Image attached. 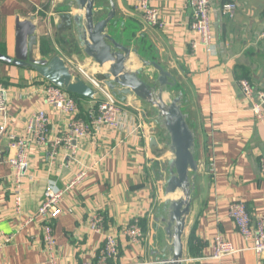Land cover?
Here are the masks:
<instances>
[{"label":"crops","instance_id":"obj_1","mask_svg":"<svg viewBox=\"0 0 264 264\" xmlns=\"http://www.w3.org/2000/svg\"><path fill=\"white\" fill-rule=\"evenodd\" d=\"M104 1L106 15L110 4ZM113 2L117 23L113 35L133 51L129 69L150 86L160 77L157 67L168 73L165 94L181 100L194 134L198 171L192 177L183 264H264V257L237 232L228 215V206L235 201L245 202L255 216L264 215V121H256L239 86V81L247 80L255 89H264V0H211L213 52L190 45L194 37L188 0L150 1L160 11L161 28L144 21L134 8L135 0ZM228 2L237 5L232 19L219 14L220 6ZM84 16L77 0H0V54L15 57L16 21L33 17L36 60L59 56L74 75L82 67L107 81L109 64L99 65L81 41L78 21ZM0 83L8 91V113L0 115V122L7 123L9 133H23L30 113L43 109L52 122L50 142L53 135L65 137L66 121L45 104L49 82L42 76L0 62ZM111 91L120 109L118 127L100 126L80 145L75 161L65 146H59L52 159L49 146L28 150L19 213L10 166L0 163V241L9 239L0 253V264H81L87 260L97 264L108 233L117 235L121 255L117 263L108 264H164L171 257L167 201L178 198V194L166 193L171 149L153 107L122 87ZM101 100L97 95L82 106L87 112ZM8 144L4 138L1 151L13 157ZM80 173L84 177L67 189ZM52 184L64 196L62 215L54 223L56 244L49 250L41 221L24 223V218L37 213ZM94 215L103 217L99 232L90 226ZM134 219L143 231L137 246L123 234ZM218 235L233 244L234 255L211 258V241Z\"/></svg>","mask_w":264,"mask_h":264},{"label":"built area","instance_id":"obj_2","mask_svg":"<svg viewBox=\"0 0 264 264\" xmlns=\"http://www.w3.org/2000/svg\"><path fill=\"white\" fill-rule=\"evenodd\" d=\"M151 0H135L134 8L143 15L144 21L152 26H163L160 19V11L151 6ZM192 10V20L190 31L193 40L190 45L193 49L203 48L207 52H213L215 37L212 25V5L211 0H188ZM237 13V5L234 2L224 3L220 6L219 14L223 18H234ZM261 38L264 40V33ZM72 74L73 69L69 67ZM86 84L100 95L102 100L98 108L88 110V118H82L81 111L76 101L66 91L48 84L45 91V104L52 108L57 114L64 118L65 137L54 136L52 142L51 126L52 122L47 112L43 109L32 111L27 119L26 128L23 133H9L7 123L0 122V145L4 138L8 139V147L14 150L13 157H5L0 146V163L8 164L11 169L9 179L14 186V205L17 213L20 212L21 202V182L24 172L29 165L28 150L30 148L51 147L50 159L56 153L59 146H65L69 151V157L73 161L79 154L80 145L89 139L94 131L100 126L116 129L118 127L119 104L109 88L107 81H102L98 77L78 67L76 74ZM239 86L244 99L249 104V110L257 122L264 121V89H255L247 80L239 81ZM8 111V91L0 83V115H7ZM7 119V118H5ZM261 169L264 174V159L261 160ZM85 173H80L68 185L67 189H72L83 177ZM64 191L50 185L45 193L41 207L35 215L26 216L24 223H30L34 219H39L43 225V240L49 250L53 249L56 240L54 237V223L62 215V200ZM72 213V210H69ZM228 215L234 222L237 232L246 240L253 244L255 253L264 257V215L255 216L242 201H235L228 206ZM103 217L94 215L90 220L91 229L99 232L102 228ZM125 237L132 245H139L143 239V231L138 219L130 222L123 231ZM5 241H0V253L4 249ZM237 252L232 243L218 235L211 241V258L220 260L224 257L234 255ZM120 247L118 237L115 233H108L105 236L104 247L100 252L97 264H108L109 261L117 263L120 260ZM81 264H94L92 261H84Z\"/></svg>","mask_w":264,"mask_h":264},{"label":"water","instance_id":"obj_3","mask_svg":"<svg viewBox=\"0 0 264 264\" xmlns=\"http://www.w3.org/2000/svg\"><path fill=\"white\" fill-rule=\"evenodd\" d=\"M78 5L85 10L84 20L78 21L81 41L87 55L99 65L109 64L106 73L109 88L122 87L133 92L143 102L153 107L158 113L161 126L170 138L172 154L171 176L167 182L166 193L178 194V198L167 201L168 219H166L170 237L172 238V254L164 264H183L184 243L187 219L192 208L193 186L190 174L198 171L195 159L194 134L181 110L180 99L171 103L164 100L165 89L168 88L170 75L160 70V77L155 85H148L136 71L128 67L133 51L118 43L113 35L117 23L116 8L113 0H109L110 11L104 15L106 3L104 0H77ZM98 6V7H97ZM37 27L34 18L16 21L15 57L0 54V62L37 72L53 86L69 94L94 100L97 92L80 77L72 74L63 58L36 60L34 48L37 45Z\"/></svg>","mask_w":264,"mask_h":264},{"label":"trees","instance_id":"obj_4","mask_svg":"<svg viewBox=\"0 0 264 264\" xmlns=\"http://www.w3.org/2000/svg\"><path fill=\"white\" fill-rule=\"evenodd\" d=\"M169 90V89H168ZM71 95V97L76 101V103H77V105L79 106V108H80V111H81V117L82 118H88V111L86 112V110L83 108V106H82V103L83 102H86V101H90L91 99H89V98H85V97H81V96H78V95H74V94H70ZM180 107H181V101H180ZM95 108L97 109L98 108V103H96V106H95ZM157 115H158V113H157ZM159 126H160V128L162 129V131H163V133H164V135H165V137H166V140H167V144L169 145V147H170V138H169V136L167 135V133H166V131H165V129H163L162 128V126H161V122H160V119H159ZM195 174H196V172H193V173H191L190 174V179H191V183H192V186H193V178L192 177H194L195 176Z\"/></svg>","mask_w":264,"mask_h":264},{"label":"rangeland","instance_id":"obj_5","mask_svg":"<svg viewBox=\"0 0 264 264\" xmlns=\"http://www.w3.org/2000/svg\"><path fill=\"white\" fill-rule=\"evenodd\" d=\"M176 95H174L173 97L170 95V94H165L164 95V100L169 104V103H171L172 102V100L174 99V97H175ZM153 109V111L155 112L156 110L154 109V108H152ZM173 158V157H172Z\"/></svg>","mask_w":264,"mask_h":264}]
</instances>
